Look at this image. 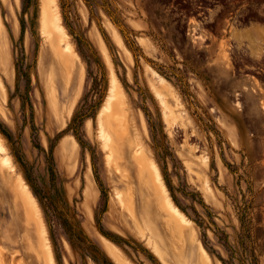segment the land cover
Instances as JSON below:
<instances>
[{
    "label": "rangeland",
    "instance_id": "rangeland-1",
    "mask_svg": "<svg viewBox=\"0 0 264 264\" xmlns=\"http://www.w3.org/2000/svg\"><path fill=\"white\" fill-rule=\"evenodd\" d=\"M45 1L0 0V264H51L48 249L54 264H121L104 238L124 264H189L200 244L212 264H264V84L238 78L232 54L249 44L264 56V0H215L212 15L254 18L256 34L210 41L185 36L172 7L181 0H56L76 52L67 64L42 36ZM112 70L131 105L119 127L126 148L147 150L196 234L182 253L154 248L142 216L156 200L105 127L104 149L99 113ZM152 72L177 92L174 117L162 113Z\"/></svg>",
    "mask_w": 264,
    "mask_h": 264
},
{
    "label": "bare ground",
    "instance_id": "bare-ground-1",
    "mask_svg": "<svg viewBox=\"0 0 264 264\" xmlns=\"http://www.w3.org/2000/svg\"><path fill=\"white\" fill-rule=\"evenodd\" d=\"M42 1L44 2V0ZM56 2H57L56 0H48V1L46 0L45 1L43 8H42V12H41V29L40 30H41L42 36L46 40H48L53 46L55 53L61 59V62L67 64L68 61L72 59L74 53L76 52H74L73 46L69 42L68 35L63 26V23L61 20V14L57 6L58 2L57 3ZM114 35L117 39V42L120 45H122L123 44L122 39L116 31L114 32ZM103 49H104V53L107 55L106 49L105 48ZM67 68L68 67L66 66V71L69 77L70 71H68ZM69 79L70 77L67 80ZM148 79H149V86L152 92L154 93L155 97L158 99L160 105L162 106L161 108L163 109L162 113H164V117L166 119L169 116L174 117L175 109H174V106H172L170 103V98L176 102V106L179 105L180 100L173 86L164 77H162L156 72H152L151 77H149ZM0 85H2V83H0ZM130 108H131V105H130V101L127 98L126 92L123 89L114 71L112 70L111 78H110V87L108 90V96L105 100V104L103 105L99 113V121L102 127L101 139L104 140V143H105L104 149H108L110 147L109 145H107V142L109 144L110 140H112L110 135L107 134L109 132L107 131L106 133L104 129L105 127L106 129L108 128L109 130H111L112 133L116 135L115 150L116 152H118L119 158L125 162L126 166L134 167L136 169L137 171L136 178H138V181L140 184V192L142 194L147 192V191H144V189L147 187L149 193H152L150 195H153L156 200L158 209L156 211H152L150 207V203L149 204L147 203L144 205L143 216H142L144 218L143 219L144 222L147 223L148 229L151 233V237L156 240L154 243L155 244L154 248H156V250L159 253L161 251L160 246L171 252L174 250H179V252L182 253V251H184L185 242L190 237L193 238L194 231L192 233L191 222L187 219V217L179 210V208L171 200L167 187L165 186L162 172L159 169V167L155 164V162L149 159L147 150H145L141 146L140 143H137L136 148L133 150L132 155H131V151H132L131 149L133 148V145H134L133 142H130L128 144L129 149L126 148L128 136L127 135L125 136L124 133L119 131V127H123L125 130L127 129L126 125H127V119H128V114L130 112ZM0 150L5 151V148L1 144V141H0ZM20 180H21V184L20 185L18 184V186L22 187V189L24 190V194L26 193L25 195L29 196V198L31 199L30 201L32 202L31 206L33 207V211L37 212V205H36V202L33 196L31 195V192L28 189L29 187H27V185L23 182L22 178H20ZM132 182H133V178L130 175H127L126 184L129 188V195L132 197V201H133L134 189L132 186ZM143 186H144V189H143ZM20 193L23 194V192H20ZM118 195L119 194H117V197H119ZM144 195L145 194H143V196ZM132 205H133V202H132ZM30 210L27 212H30ZM104 241H105V247L107 251L110 253L109 255H113L116 258V260H118L121 264H124L122 262L123 257H121V252L118 249V247L105 238H104ZM199 251H200V255H196L193 251V248L191 249L188 263L189 264H212L209 254L207 253V251L201 244L199 245ZM48 256H49L51 264H54L52 254H51V251H49V249H48Z\"/></svg>",
    "mask_w": 264,
    "mask_h": 264
},
{
    "label": "flooded vegetation",
    "instance_id": "flooded-vegetation-1",
    "mask_svg": "<svg viewBox=\"0 0 264 264\" xmlns=\"http://www.w3.org/2000/svg\"><path fill=\"white\" fill-rule=\"evenodd\" d=\"M176 1V0H172ZM215 0H181L172 4L174 16L184 24L185 36H194L210 41L230 34L232 29L253 36L256 34L254 18H227L223 15H212L219 7ZM210 43L206 44L209 47ZM232 54L236 76L241 80H257L264 84V56L258 58L253 54L249 44L242 47L235 44Z\"/></svg>",
    "mask_w": 264,
    "mask_h": 264
},
{
    "label": "trees",
    "instance_id": "trees-1",
    "mask_svg": "<svg viewBox=\"0 0 264 264\" xmlns=\"http://www.w3.org/2000/svg\"><path fill=\"white\" fill-rule=\"evenodd\" d=\"M184 212H186V210L182 207H180ZM187 213V212H186ZM194 221L198 224V226L200 228H202L203 230L206 229L207 226H205V221L204 220H200V219H194ZM212 221V220H211ZM205 235V234H204ZM221 241H224V245H227V240H223V238H220Z\"/></svg>",
    "mask_w": 264,
    "mask_h": 264
}]
</instances>
